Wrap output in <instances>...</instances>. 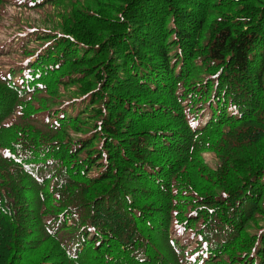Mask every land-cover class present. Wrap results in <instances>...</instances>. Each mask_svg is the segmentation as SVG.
Instances as JSON below:
<instances>
[{"label":"trees","instance_id":"trees-1","mask_svg":"<svg viewBox=\"0 0 264 264\" xmlns=\"http://www.w3.org/2000/svg\"><path fill=\"white\" fill-rule=\"evenodd\" d=\"M10 6L0 264H264V0Z\"/></svg>","mask_w":264,"mask_h":264},{"label":"rangeland","instance_id":"rangeland-1","mask_svg":"<svg viewBox=\"0 0 264 264\" xmlns=\"http://www.w3.org/2000/svg\"><path fill=\"white\" fill-rule=\"evenodd\" d=\"M50 9H51L50 7H45V8H41V9H37V10L24 9L22 11L21 9H18L15 7H11V6L7 7V15H6L5 20L3 21L1 29H0V42L3 43L5 41H8L10 36L14 37L17 34V32H18L17 20L18 19L22 23L21 25L29 24V25H33V26L35 25L38 27L44 26L43 25L44 18H43V15L41 13L50 11ZM14 20H16V21H14ZM11 45H7V47L0 49V54H5L6 52H8ZM2 60L5 63L9 62V58H2ZM5 68L9 69V66H6ZM174 232H176L174 237L176 239H181L182 244L187 243L188 240L190 239L189 233L181 234L178 230H174L173 233Z\"/></svg>","mask_w":264,"mask_h":264},{"label":"clouds","instance_id":"clouds-1","mask_svg":"<svg viewBox=\"0 0 264 264\" xmlns=\"http://www.w3.org/2000/svg\"><path fill=\"white\" fill-rule=\"evenodd\" d=\"M175 234H176V232H175Z\"/></svg>","mask_w":264,"mask_h":264}]
</instances>
